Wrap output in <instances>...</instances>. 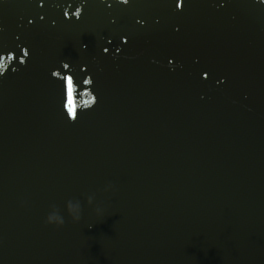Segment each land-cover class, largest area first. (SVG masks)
Instances as JSON below:
<instances>
[{
    "label": "water",
    "instance_id": "water-1",
    "mask_svg": "<svg viewBox=\"0 0 264 264\" xmlns=\"http://www.w3.org/2000/svg\"><path fill=\"white\" fill-rule=\"evenodd\" d=\"M180 2L0 0V264H264V3Z\"/></svg>",
    "mask_w": 264,
    "mask_h": 264
},
{
    "label": "snow or ice",
    "instance_id": "snow-or-ice-1",
    "mask_svg": "<svg viewBox=\"0 0 264 264\" xmlns=\"http://www.w3.org/2000/svg\"><path fill=\"white\" fill-rule=\"evenodd\" d=\"M127 3H128V0H126V3H120V4H127ZM260 3H264V0H260ZM175 7H176V9H180L181 8L180 0H176ZM76 12H80V9H76ZM67 15H68V13L65 12V16H67ZM121 43L122 44L126 43V38L125 37H121ZM103 51L107 52L108 49L104 48ZM116 51L119 52L120 48H117ZM172 63H173L172 60L168 61L169 65H172ZM65 67H67V65H65ZM210 72H211L210 69L202 71L201 72V79H206L209 76ZM52 75L55 76L56 73L53 72ZM216 82H217V84H220V83H223V80L222 79H218ZM85 83H88V81H85ZM63 85L66 88L67 95H68V104H66L65 107L67 108L69 117L73 118L74 117V111H73V108L71 106L73 79L71 77L65 76L64 80H63Z\"/></svg>",
    "mask_w": 264,
    "mask_h": 264
},
{
    "label": "clouds",
    "instance_id": "clouds-1",
    "mask_svg": "<svg viewBox=\"0 0 264 264\" xmlns=\"http://www.w3.org/2000/svg\"><path fill=\"white\" fill-rule=\"evenodd\" d=\"M103 2V0H101ZM118 3H126V0H117ZM58 226V225H57Z\"/></svg>",
    "mask_w": 264,
    "mask_h": 264
}]
</instances>
